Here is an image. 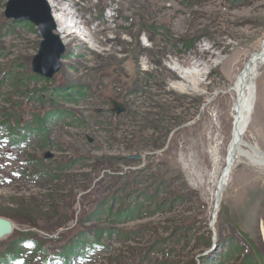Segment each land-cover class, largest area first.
Returning a JSON list of instances; mask_svg holds the SVG:
<instances>
[{
  "label": "rangeland",
  "instance_id": "1",
  "mask_svg": "<svg viewBox=\"0 0 264 264\" xmlns=\"http://www.w3.org/2000/svg\"><path fill=\"white\" fill-rule=\"evenodd\" d=\"M7 2L0 0V216L15 230L0 253L28 233L41 250L26 247L12 264H49L104 230L103 246L77 264H246L264 256V165L247 150L264 154V64L244 151L214 210L238 114L236 79L264 42V0H55L71 28L51 79L32 70L37 27L8 19ZM112 99L125 110L112 111ZM141 115L161 130L138 136L133 119ZM11 129L21 143L8 139ZM152 140L165 144L128 150Z\"/></svg>",
  "mask_w": 264,
  "mask_h": 264
},
{
  "label": "water",
  "instance_id": "2",
  "mask_svg": "<svg viewBox=\"0 0 264 264\" xmlns=\"http://www.w3.org/2000/svg\"><path fill=\"white\" fill-rule=\"evenodd\" d=\"M5 16L17 22H29L37 27L41 41L39 43V49L32 59V70L41 77L51 79L62 69L63 58L67 53V49L61 35L57 32V23L48 0H8ZM111 101L115 105L112 111L120 113L125 110V106L121 102L115 99ZM232 152L233 149L229 154L231 155ZM234 154L235 152H233L232 158H229L227 162L226 167L228 169L233 164ZM49 157V154L46 155V158ZM131 157L139 159L141 155L137 154ZM224 174L225 172L220 179L222 185L217 187L216 195H218L219 191L222 194L227 184V179L224 178ZM215 200L214 210H217L220 207L221 198L216 196ZM214 219L215 216L213 215L212 222L215 221ZM14 230L15 224L13 221L7 217L0 216V239L10 236Z\"/></svg>",
  "mask_w": 264,
  "mask_h": 264
},
{
  "label": "trees",
  "instance_id": "3",
  "mask_svg": "<svg viewBox=\"0 0 264 264\" xmlns=\"http://www.w3.org/2000/svg\"><path fill=\"white\" fill-rule=\"evenodd\" d=\"M23 25L26 24H30L31 26H33L31 23L29 22H21ZM72 89H69V91L66 94L63 95H72ZM149 113V112H147ZM150 115V114H149ZM149 115H141L142 117H140L141 119H137L135 117V119H133L134 121H138V125H137V130L135 131V133L138 136H143L146 133L147 128L149 130H156L159 131L161 130L160 125V121L158 124L155 125H151L150 124V117ZM41 123V127L39 128L41 133L42 131H44L45 129V122L44 120L40 121ZM180 122L175 123L174 125H178ZM136 127V125L134 126V128ZM172 128H170L169 130H166V138L168 135V132L171 130ZM30 128L27 130V132L24 134L25 136H27V134L30 132ZM17 133V134H16ZM19 132H16V130L11 129L10 130V134L8 136V139L10 141H13V143L15 144L16 141L20 140L21 143V139H23V137H20ZM165 144V142H155V140L150 141V143H141V144H131L128 147V150L130 152H140L141 150H145L146 148H150L153 149L155 148H160L163 147ZM108 212H111V210L108 208ZM114 214V213H113ZM115 220H121L124 218V212L123 213H117L115 214ZM62 227V225H60ZM104 233V230H98L93 236L87 238L88 240H90V242H88L87 244L81 246L82 244L80 242H76L74 243L72 246L70 247H65L64 251L59 255V258L57 260V264H75V262L71 261V258L73 256L78 255L79 259H84L86 258L88 255H91L92 252H94L98 247L103 246V244L100 243V240L102 238V234ZM29 237L28 233L25 235V237ZM21 238L18 239L17 241L14 242V244L12 245V247L10 249H8L7 251H4L3 253H0V264H12V262H18L22 259V252L26 247H34L35 250H41V243L40 241L37 240H31L28 238ZM46 253V251H45ZM54 261V259H50L49 262ZM246 264H264V256L261 253H258L255 256V259H250L248 258V260L246 261Z\"/></svg>",
  "mask_w": 264,
  "mask_h": 264
},
{
  "label": "bare ground",
  "instance_id": "4",
  "mask_svg": "<svg viewBox=\"0 0 264 264\" xmlns=\"http://www.w3.org/2000/svg\"><path fill=\"white\" fill-rule=\"evenodd\" d=\"M48 2L52 7L53 16L57 23V32L61 35L63 39H65L67 37V33L69 32V29L71 28V26L67 24L68 15L66 16V9L64 8L60 9L61 15H59L58 10L54 11V9L59 4H56L55 0H48ZM263 64H264V42L262 44L261 51L257 52L252 56V58L246 63V66L244 67V69L241 71L240 75L236 79L235 87L238 88L237 91L240 98H239L238 110H237L238 114L233 129V139L230 146L231 148L230 150L233 149V152H235V154L233 155V159H234L233 163L235 162L236 157H239V155L244 151V147L241 146L242 145L241 143L245 130L248 127L250 120L252 118V113H253L252 110L254 109V98H255L254 81L257 77V74H259L258 73L259 69L262 67ZM253 148L254 149L252 148L247 149L248 152L250 153V155H252V157L254 156L257 159L259 165H264L263 152H261L255 147ZM247 150L245 149V151ZM257 151H259L260 153ZM232 154L231 155L229 154L230 159L232 158ZM227 169L228 167H225L223 173L225 172L224 178L228 180L229 175L231 174V171L233 169V164L231 168H229L228 170ZM221 183L220 186L222 185ZM219 193L217 197L220 198ZM3 239H0V241Z\"/></svg>",
  "mask_w": 264,
  "mask_h": 264
}]
</instances>
